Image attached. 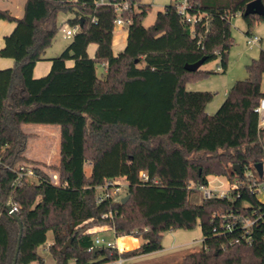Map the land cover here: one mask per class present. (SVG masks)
I'll return each instance as SVG.
<instances>
[{"label": "trees", "instance_id": "trees-1", "mask_svg": "<svg viewBox=\"0 0 264 264\" xmlns=\"http://www.w3.org/2000/svg\"><path fill=\"white\" fill-rule=\"evenodd\" d=\"M107 1L26 0L20 18L0 8V19L15 23L0 48L1 57L14 61L0 68V264H12L15 255L16 264H43L38 248L48 231L55 264H111L160 250L164 232L197 222L203 244L177 264H264V222L254 227L251 244L231 242L236 231L213 232L214 212L250 208L257 204L252 194L243 191L233 202L191 200L209 175L233 179L238 176L233 165L242 170L261 160L264 129H257L254 108L264 96V50L245 65L246 77L232 84L212 114L205 107L214 93L187 84L214 71L185 68L203 58V64L219 59L218 71L226 70L230 18L243 16L251 0H186L188 13L199 16L195 22L171 3L146 27L148 5L141 0H127L119 11L123 0ZM60 12L71 17L59 23ZM117 17L129 23L126 46L114 54ZM243 19L250 34L264 16ZM63 24L78 28L49 58L47 75L34 77V65ZM90 43L96 44L93 57L87 53ZM97 65L104 72L98 74ZM25 123L59 126L56 165L25 156ZM85 164L91 166L89 174ZM49 168L58 173L55 181ZM141 170L159 181H141ZM114 180L123 181L129 198L97 201L101 186ZM5 205L16 206L21 229ZM97 225H108L115 237L144 241L122 252L106 246L93 252L96 232L88 227Z\"/></svg>", "mask_w": 264, "mask_h": 264}, {"label": "rangeland", "instance_id": "rangeland-1", "mask_svg": "<svg viewBox=\"0 0 264 264\" xmlns=\"http://www.w3.org/2000/svg\"><path fill=\"white\" fill-rule=\"evenodd\" d=\"M142 3L148 5L147 15L143 19L142 23L149 26L153 23L156 13L162 10L165 5L173 3L172 0H141ZM68 17H71L70 13L60 12L58 14V22L65 21ZM68 24H63L60 27L52 40L51 45L46 49L45 57H53L60 53L62 49L69 43L70 37H66L63 28H66ZM230 27L232 34V45L230 47L228 57H227V67L225 71H218L219 59L212 60L203 65L201 69L212 70L214 73L200 78L194 82H189L187 88L190 90H208L214 93L213 97L205 107L207 114L214 113L218 107L221 105L226 97L227 91L232 86V84L239 79L246 77L245 65L251 61L253 58H257L261 50H264V19L256 20L251 26L250 31L246 33L247 26L243 19V16L239 13L231 16ZM115 28H118L117 26ZM127 26H123L122 29L126 30ZM248 35H257L260 40L252 45L248 46L246 43V38ZM116 49V48H115ZM103 71L100 66L97 65V73L101 74ZM261 87L264 88V73L261 75ZM57 128L55 124H35L27 123L23 125V130L25 132H32V137L28 139V151L27 156L31 158H37L40 161H45L44 163L48 165H56L59 161L58 155H54L52 159L46 160L45 150L41 149L43 141L47 139L48 134L53 135L49 129ZM58 140V136L55 137ZM91 166L89 164L84 165V170L89 173ZM50 173V177L57 175L58 173L52 169H46ZM219 180L225 181L226 178L223 175H218ZM32 181H35V177L28 176ZM209 183L215 184L217 181L214 179V175H209ZM119 182L123 183L122 180ZM124 184V183H123ZM126 193L125 187L122 188L119 196H124ZM260 198L264 199V192L259 194ZM203 199V194L200 190L196 191L191 195V200L195 203L201 202ZM91 227H88V229ZM107 239L113 240L115 237L112 231L107 232ZM47 242L45 243L46 249H41V253H45L44 261L45 264H50V259L53 264L55 261L52 258L47 249L49 241L52 240V233L48 231ZM202 232L197 222L192 228H178L174 230H169L164 232L161 238L162 248L160 250L151 252L146 255L138 256L129 262H124L122 264H177L180 262L182 256L192 250H197L202 245ZM118 246L123 250L133 249L134 242L130 238H122L118 241ZM33 264H37L36 262ZM118 264V263H111Z\"/></svg>", "mask_w": 264, "mask_h": 264}, {"label": "built area", "instance_id": "built-area-1", "mask_svg": "<svg viewBox=\"0 0 264 264\" xmlns=\"http://www.w3.org/2000/svg\"><path fill=\"white\" fill-rule=\"evenodd\" d=\"M173 4H175L178 13L185 16L186 19L190 22H195L199 18L198 15H190L187 11L189 8L186 0H172ZM100 3L109 2L107 0H99ZM128 6V1L123 0L121 3L117 4V10L119 11L122 8ZM129 20H125L121 17H117L115 19V27H123L127 26ZM78 27L74 26H66L63 28L65 36L71 37ZM260 38L257 35H248L246 38V43L248 46H252L256 44ZM219 69V67H217ZM254 112L257 115V129H264V96L260 97L258 103L254 108ZM261 163L260 172L255 167L244 166L241 170V173L238 174L237 177L233 179H229L227 177L225 181L219 180L218 175H214V179L217 181L215 184H210L209 180L203 185L198 186V190H200L203 194V199H214V198H224L230 202H233L237 197L241 195V193L249 192L252 194L257 200V204L246 209L234 210L232 207L226 209L225 211H218L213 213V232L216 233H224V232H233L236 231V236L233 238L231 242L239 243L243 242L245 244H251L253 241V230L254 227L259 225L260 222H264V199L260 198L259 194L264 192V148H262L261 160L258 161ZM27 176H33L34 174L31 170H28L26 173ZM139 179L141 181L147 182L151 181L152 183H157L158 177L154 175V177L149 176L147 171L141 170L139 172ZM125 187V184L119 182V180H114L111 182L105 183L101 186V193L97 196V201H101L102 199L113 196L115 199H120V192H122V188ZM245 207L248 205L244 203ZM13 211L16 210V206L11 207ZM243 210V211H242ZM103 216V215H102ZM111 247L116 248L118 251H123L118 246V243L114 241L105 240L100 237L94 238L93 246L89 248L93 249L94 247ZM116 263L122 264L123 258L119 257L115 260Z\"/></svg>", "mask_w": 264, "mask_h": 264}, {"label": "crops", "instance_id": "crops-1", "mask_svg": "<svg viewBox=\"0 0 264 264\" xmlns=\"http://www.w3.org/2000/svg\"><path fill=\"white\" fill-rule=\"evenodd\" d=\"M25 1L26 0H0V8L8 10L10 12V14L13 15L14 17L20 18L24 12ZM14 26H15L14 22H10V21L0 19V48L3 46V37L6 34L10 33ZM117 27L118 28L114 29L113 40H112V50H113L114 54H117L118 51H120L121 49L124 48V46H126L125 44H126L127 30H128V29H126V30L122 29L123 27H119V26H117ZM95 49H96V44L90 43V45H88L87 53L90 57L94 56ZM45 52H46V50H45ZM49 58L45 57V53H44V59L36 62V64L34 65V68H33V72H32L34 77L44 76L45 74L47 75V72L49 71L50 66H51V61L49 60ZM13 64H14V61L12 58H6V57L0 56V68L11 67ZM72 64H73L72 60L66 61L67 66H71ZM100 67H101L102 71L104 72L103 67L102 66H100ZM25 124H27V123H25ZM23 125L24 124L21 125L22 130H23ZM49 131L54 133V134L53 135L48 134L49 137H47V139L45 141H43V145L41 148V149L45 150L44 154L46 155L45 156L46 160L52 159L55 154L58 155V157H59V126L57 125V128L54 127L52 129H49ZM25 133L29 134L28 139L32 137V132H25ZM56 136H58V140H55ZM27 151H28V140H27V145H26V149L24 152L25 156H27V153H26ZM27 158L40 161L37 158H31L29 156H27ZM41 162H43V161H41ZM87 174H89V173H87ZM52 180L53 181L56 180V175L52 176ZM88 231H94V232H96L97 237L103 238L105 240L113 241V240L107 239V236H106L107 232L112 231L108 225H97V226L89 228ZM113 235H114V233H113ZM122 238H130L134 242V246L132 248L139 246L144 241L142 239V237L138 238V237H134L132 235H125V236L115 237V240H116L115 243H118V241ZM49 243H51V240L49 241ZM41 249H43V250L46 249L45 244L38 248V253L43 258V264H45L44 257H46V256H45V253L40 252ZM126 250H128V249H126ZM123 251H125V250H123ZM144 255H146V254H144ZM139 256H142V255H139ZM137 257L138 256L125 258V259H123V263L129 262V261H131ZM35 262L37 264H39L37 261H33L29 264H33ZM49 263L53 264L51 259H50ZM113 263H116V261H114Z\"/></svg>", "mask_w": 264, "mask_h": 264}, {"label": "water", "instance_id": "water-1", "mask_svg": "<svg viewBox=\"0 0 264 264\" xmlns=\"http://www.w3.org/2000/svg\"><path fill=\"white\" fill-rule=\"evenodd\" d=\"M249 14H257V15H262L264 16V3H262L261 0H251L249 2L246 3L245 8H244V12H243V16L244 15H249ZM203 58L199 59L198 61L194 62V63H187L185 64V68L187 70H197L201 65H203ZM255 167L257 168V170L260 172L261 170V163L257 162L255 164ZM233 169L237 174L241 173L240 170V166L238 164L233 165ZM129 198V194H125L124 196L121 197V202H125L127 199ZM6 208L9 210V212L13 215V217L17 220L19 228L21 229L22 225H21V221L19 220V218L17 217V215L14 213V211L12 210V208L9 205H5ZM20 235L18 238V244L20 241ZM70 245V239H68L63 246L61 247V251H65V249ZM98 249V247H94L93 248V252H95ZM18 251V245L16 248V253ZM12 264H16V255L13 259Z\"/></svg>", "mask_w": 264, "mask_h": 264}]
</instances>
